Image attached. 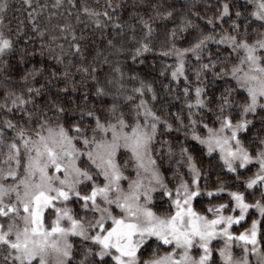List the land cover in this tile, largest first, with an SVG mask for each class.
Masks as SVG:
<instances>
[{
    "label": "snow or ice",
    "instance_id": "6c2138e0",
    "mask_svg": "<svg viewBox=\"0 0 264 264\" xmlns=\"http://www.w3.org/2000/svg\"><path fill=\"white\" fill-rule=\"evenodd\" d=\"M11 7L0 264H264V0H53L43 26L21 0L27 31Z\"/></svg>",
    "mask_w": 264,
    "mask_h": 264
},
{
    "label": "trees",
    "instance_id": "16d2710c",
    "mask_svg": "<svg viewBox=\"0 0 264 264\" xmlns=\"http://www.w3.org/2000/svg\"><path fill=\"white\" fill-rule=\"evenodd\" d=\"M41 3L44 2V0H40ZM53 2V0H48L49 3V9L45 11V15L43 18H38L40 19L41 22V26H43L44 23H47V15L53 11L50 7L51 3ZM88 2L90 4H94L95 0H88ZM103 2V0H101V3ZM10 3L12 5V7L10 8V10L7 13V19H6V23L8 21H11V27L15 28L17 26V24H20L21 21H23L24 25H26L25 30H29L31 25L28 23L27 21V12L24 11L21 8V0H10ZM167 3L171 4L173 3V0H167ZM191 3H197V0H175V4L177 6V9L180 11H184L187 12V9H180V5L181 4H191ZM17 9H20L19 11H17ZM199 10L201 13L204 12V7L203 4H199ZM61 13H63V10H60ZM67 14L63 13V15H58L56 17L53 18L52 24L55 25L57 22L60 24H63L65 21V16ZM209 15H211V12L209 13ZM68 22H71L73 24H75V19L74 18H69ZM168 23L170 26H174L172 21H168L166 22ZM175 23H179V20H177ZM227 26V25H226ZM78 29L81 26H77ZM156 27L158 28L159 34H160V40L157 42V44L159 45V42L162 41L164 39V33H163V28L162 25L160 23H158L156 25ZM90 31V30H89ZM59 34L58 30H57V35ZM79 35V31L77 33ZM97 40H99V36L97 35ZM57 43H64L65 44V48L67 49V42L65 41H57ZM178 43L182 44L183 41H178ZM37 48H39V44L37 43ZM53 47L55 45H52ZM215 46H213L214 48ZM57 51H59V49H57ZM45 57H49V53L47 52V50H45ZM168 63H172L171 59L168 58H164V57H160V56H156L155 58H153L152 54H149L148 56V65L147 66H141L144 68V75H146L149 79H152L153 77L156 78L157 80V84L156 87L160 88L161 87V83H167V78L164 76H160V71L164 69L165 65ZM210 77V74H209ZM220 83V82H217ZM161 99L169 101L171 104V111L175 112L178 110V108L182 105V100H177L174 98V94L173 95H167L162 93L161 94ZM169 105L166 104L165 107H168ZM256 129H253V132H255ZM203 167L205 168V170H207L209 168L208 164H204ZM219 171V169H215L212 174H211V179H210V186H214L216 183V172Z\"/></svg>",
    "mask_w": 264,
    "mask_h": 264
}]
</instances>
